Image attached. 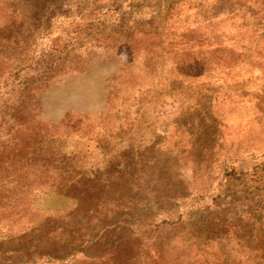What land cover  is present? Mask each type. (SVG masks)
Segmentation results:
<instances>
[{
	"label": "rangeland",
	"instance_id": "1",
	"mask_svg": "<svg viewBox=\"0 0 264 264\" xmlns=\"http://www.w3.org/2000/svg\"><path fill=\"white\" fill-rule=\"evenodd\" d=\"M39 12L28 0H0V28L34 59L53 47L76 58L24 99L23 118L32 106L41 131L21 165L138 186L126 195L135 200L129 220L161 230L147 239L146 258L129 264H264V0H69L55 17ZM11 88L0 89V109ZM8 118L0 114V149L30 136L28 123L19 136L16 125L3 127ZM22 205L5 211L0 243L23 230L20 215H35L37 227L76 201L27 191ZM168 239L157 258L154 243ZM98 254L59 263L32 249L27 260L106 263Z\"/></svg>",
	"mask_w": 264,
	"mask_h": 264
},
{
	"label": "trees",
	"instance_id": "2",
	"mask_svg": "<svg viewBox=\"0 0 264 264\" xmlns=\"http://www.w3.org/2000/svg\"><path fill=\"white\" fill-rule=\"evenodd\" d=\"M28 1L32 2L39 13L50 9L51 17L56 16L55 10L69 6V0ZM39 13L33 14L34 20L37 19L34 15ZM16 37L9 26L0 28V89L12 87L7 92L5 110L0 109V114L6 113L10 118L1 121V124L9 129L11 123L12 127L16 125L20 128L16 131V135L19 136V131L28 123L25 130L30 136L19 139L11 147L0 149V175L4 174V178L0 177V221L5 217H11L5 216V211H11L7 212L10 215L12 209L14 211L15 208H23L22 200L27 191L63 193L74 198L76 206L61 220L48 218L44 224L37 227H34L38 224L35 215H20L18 218L25 219L21 227L23 230L14 235L8 233L9 237L5 238L12 239L8 243H0V264H28L27 259L30 258L32 249L36 250L40 258L45 257L59 263L77 255L91 259L95 257L93 256L95 253H99L101 259L106 260V263L102 264H107L108 258L111 262L122 263L124 260V264L131 263L132 259L146 258L147 239L152 233L161 229L158 225L152 224L145 229L144 224L139 226L129 220L135 211L132 209L135 200L126 201V195L138 186L130 183L128 185L130 190H127V187H124V177H114L113 182H110L107 178L109 174L105 176L104 173L93 180H66L61 175H57L56 170L51 166H38L35 162H30L26 167L21 165L31 150L38 132L41 131L38 122L34 121L32 106L29 110V122L23 118V111L29 108L30 104L25 103L24 99L32 97V92L36 89L47 87L56 79L59 68L67 61L72 62L76 56L72 55L67 60L70 51L64 52L53 47L50 49V55L43 54L38 59H34L29 54L27 45L24 49L16 50L14 45H24L22 40L15 41ZM11 38H14L13 41ZM121 175H124V171ZM116 197H118L117 201ZM162 197L168 196L162 193ZM110 201H114L115 214L114 209H105ZM99 203L104 213L96 209ZM120 215H124V218ZM147 219L143 218L140 223ZM100 229H103V235L96 236L94 232ZM168 241L170 240L168 239L167 243L163 240L154 243L159 248L157 258L163 254V247H168ZM17 245L18 250H11L13 259L6 258L4 250L8 246ZM107 245L110 249L104 250Z\"/></svg>",
	"mask_w": 264,
	"mask_h": 264
}]
</instances>
